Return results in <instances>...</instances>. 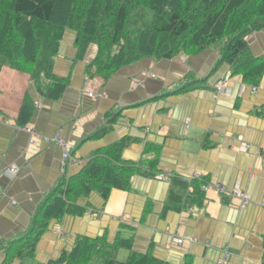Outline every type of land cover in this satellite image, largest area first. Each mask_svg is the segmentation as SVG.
Segmentation results:
<instances>
[{"label":"crops","instance_id":"1","mask_svg":"<svg viewBox=\"0 0 264 264\" xmlns=\"http://www.w3.org/2000/svg\"><path fill=\"white\" fill-rule=\"evenodd\" d=\"M75 39L66 31L53 59L52 77L67 81L56 98L44 95L46 79L34 82L6 67L0 71V172L18 169L14 178L0 174V264L7 257L13 258L10 264H47L78 239L101 237L109 243L128 239L133 251L164 264H261L264 73L257 86L244 83L213 47L195 55L143 59L104 79L91 68L97 47L90 44L79 57ZM247 42L254 57L264 58V31L252 33ZM224 77L226 94L215 89ZM24 101L31 115L19 127ZM26 127L69 141L76 160L62 170L61 150L40 140L30 144ZM124 139L121 160L154 161L153 173L172 178L158 181L143 167L128 191L111 190L106 201L96 192L79 198L75 205L83 214L50 221L32 256L18 255L36 212L59 182ZM194 174L228 194L211 189L202 192L200 205L187 203L191 187L179 178ZM234 190L247 196L245 208L229 196Z\"/></svg>","mask_w":264,"mask_h":264},{"label":"trees","instance_id":"2","mask_svg":"<svg viewBox=\"0 0 264 264\" xmlns=\"http://www.w3.org/2000/svg\"><path fill=\"white\" fill-rule=\"evenodd\" d=\"M137 8L150 10L151 21L142 22L141 16V23L137 13L132 16L131 10ZM66 31L75 33L79 57L90 44L97 47L91 68L104 79L143 59L195 55L213 47L219 49L220 62L244 83L257 86L264 73V58L254 57L247 42L252 33L264 31V0H0V71L6 67L29 75L34 82L46 79L44 95H61L67 81L54 79L51 71ZM30 115V103L24 101L16 124L24 127ZM126 145L124 139L111 152L97 154L76 176L59 182L36 212L18 255L32 256L50 221L83 214L84 209L75 205L79 198L96 192L106 201L111 190L128 191L131 178L143 167L153 178L161 173H153L154 161L132 165L121 160ZM181 182L191 187L187 203L200 205L204 181ZM120 251L127 253L124 260H119ZM12 259L7 257L4 264ZM47 264L164 263L149 253H136L128 239L117 237L109 243L101 237L80 238L69 252Z\"/></svg>","mask_w":264,"mask_h":264},{"label":"built area","instance_id":"3","mask_svg":"<svg viewBox=\"0 0 264 264\" xmlns=\"http://www.w3.org/2000/svg\"><path fill=\"white\" fill-rule=\"evenodd\" d=\"M152 78H154L153 75H151ZM228 78L221 79L217 84H216V90L219 93H228V88H226ZM27 133L31 135V138L29 139V143L33 144L35 140H40L48 145H54L58 147L61 150V157H60V168L64 170L68 165H71L76 159L75 157L71 154V152L74 149V146L69 142L66 141L59 136H53V137H42L40 135H37L33 130L29 128H25ZM8 172L15 177L18 174V169L15 167H10L8 168ZM12 177V178H13ZM172 178L171 173H159L155 176L154 179L158 181H164L167 182ZM181 181L190 183L191 181L195 179H200L199 174H194L189 178H179ZM215 189L218 193L220 194H228L226 193L225 189L221 185H214L211 183H206L202 184L200 187V190L202 192H206L208 190ZM229 196L233 197L236 199L239 203V207L245 208V206L248 204V198L247 196L241 192L240 190H234L232 193L229 194ZM193 241V240H192ZM183 241L180 240L178 241V244H181ZM218 264H223V261H220Z\"/></svg>","mask_w":264,"mask_h":264},{"label":"rangeland","instance_id":"4","mask_svg":"<svg viewBox=\"0 0 264 264\" xmlns=\"http://www.w3.org/2000/svg\"><path fill=\"white\" fill-rule=\"evenodd\" d=\"M138 9V8H137ZM133 9V10H131V15L133 16V15H135L136 13L138 14V17L140 18V22H141V16H142V22H145V23H147V22H150L151 21V19H152V17H153V14H152V12L150 11V10H148V9H145V8H140V9ZM137 17V18H138ZM141 22V23H142ZM225 78H227V77H224V78H222V80L223 79H225ZM216 87V86H215ZM216 89V88H215ZM25 129V128H24ZM26 131V130H25ZM44 143V142H43ZM10 167H12V166H9V167H7V168H5V169H2V171L0 172V174H2V175H6V176H9L10 178H12L13 177V175H11L9 172H8V168H10ZM15 168V167H14ZM16 177V176H15ZM14 178V177H13ZM206 183H211V182H208V181H206V182H204V184H206ZM212 184V183H211ZM126 257V252H122L120 255H119V260H124V258Z\"/></svg>","mask_w":264,"mask_h":264}]
</instances>
